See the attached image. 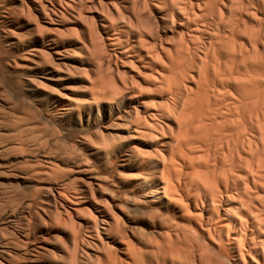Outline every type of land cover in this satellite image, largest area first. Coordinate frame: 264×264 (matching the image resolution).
Returning <instances> with one entry per match:
<instances>
[{"label":"bare ground","instance_id":"1","mask_svg":"<svg viewBox=\"0 0 264 264\" xmlns=\"http://www.w3.org/2000/svg\"><path fill=\"white\" fill-rule=\"evenodd\" d=\"M0 264H264V0H0Z\"/></svg>","mask_w":264,"mask_h":264},{"label":"rangeland","instance_id":"2","mask_svg":"<svg viewBox=\"0 0 264 264\" xmlns=\"http://www.w3.org/2000/svg\"><path fill=\"white\" fill-rule=\"evenodd\" d=\"M7 230H5L4 232H5V234H7V233H9V232H6ZM143 250H145V249H143ZM145 251H147V249L145 250Z\"/></svg>","mask_w":264,"mask_h":264}]
</instances>
